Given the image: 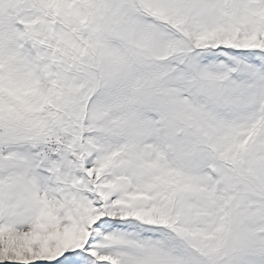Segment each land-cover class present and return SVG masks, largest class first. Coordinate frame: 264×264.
<instances>
[{
	"label": "snow or ice",
	"instance_id": "1",
	"mask_svg": "<svg viewBox=\"0 0 264 264\" xmlns=\"http://www.w3.org/2000/svg\"><path fill=\"white\" fill-rule=\"evenodd\" d=\"M0 264H264V0H0Z\"/></svg>",
	"mask_w": 264,
	"mask_h": 264
}]
</instances>
